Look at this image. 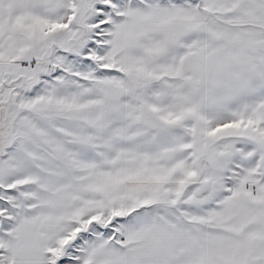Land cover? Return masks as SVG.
<instances>
[{
	"label": "snow or ice",
	"instance_id": "snow-or-ice-1",
	"mask_svg": "<svg viewBox=\"0 0 264 264\" xmlns=\"http://www.w3.org/2000/svg\"><path fill=\"white\" fill-rule=\"evenodd\" d=\"M0 264H264V0H0Z\"/></svg>",
	"mask_w": 264,
	"mask_h": 264
}]
</instances>
